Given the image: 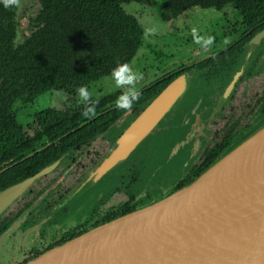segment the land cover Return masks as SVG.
<instances>
[{
  "label": "flooded vegetation",
  "instance_id": "af4514ba",
  "mask_svg": "<svg viewBox=\"0 0 264 264\" xmlns=\"http://www.w3.org/2000/svg\"><path fill=\"white\" fill-rule=\"evenodd\" d=\"M211 1L192 6L183 5L180 0H131L120 4L124 13L136 19L142 30L140 45L127 65L134 70L131 72L129 69V72L137 77L134 86H118L117 90L106 94L101 95L102 92L98 91L96 95H92L90 89L93 85L103 83L102 81L116 82L113 74L98 77L83 88L89 93L87 105L81 102L78 92L69 94L60 90H48L46 92L64 93L70 105L64 109L44 108L32 114L28 110L29 105L46 92L34 98L25 95L6 101L0 91L2 135L4 136L5 127L8 125L4 121V110L7 111L9 119L19 125L26 137L35 136L37 130L42 133L41 140L26 149L22 159L12 163L8 161L2 164L5 161L3 140V145L0 144V174L48 149L58 152L51 161L35 170L33 175L51 165L49 172L41 176L16 206L1 218L0 234L27 213L19 223L17 231L5 243L6 248H1L0 264H25L90 228L135 210L144 200L163 195L160 187L148 191L139 190L138 181L145 168L144 161L139 162L136 159L126 174L119 177L115 187L95 204L84 220L75 224L65 221V215L69 213V205L64 204L66 196L119 136H106L109 127L104 131L103 128L99 129L101 122L98 120L101 117L115 113L112 120L114 123L125 114H140L152 99L181 76L187 75L190 80L201 83L210 98L212 109L216 107V111L214 110L211 118L208 115L204 126L195 132L200 136L199 140H202L200 154L193 161L181 185L198 174L209 161L220 154L222 148L238 142L264 121V17L255 16L256 19H252L254 15H249L247 18L229 0H216V4L210 3ZM129 3L137 4L139 10L131 8L128 10L130 13H127L125 5ZM194 8L202 10L209 19L222 18L223 23L215 24L214 19L206 32V28L192 29L179 36L180 28L193 15L191 10ZM42 9L43 0H10L8 3L0 0V49L10 43L14 46L25 43L39 28L44 27ZM155 16L161 23L168 25L165 34L174 37L175 42L164 44L149 35L145 20ZM209 38L212 40L211 44L208 43ZM152 48L153 51L163 49L160 67L152 72L147 69L139 72L135 69L136 65L144 55L152 53ZM139 51V59L133 65ZM3 79L4 76L0 75V85L3 84ZM130 87H134L138 93L136 101L131 110L119 108V98ZM100 100H105V104L99 105ZM93 105L94 110L88 116L83 114L73 125L67 126L52 138L43 134L36 121V114L48 110L67 113L91 108ZM20 113L25 114L26 122H23ZM96 123L98 128L87 133L88 136L76 134L77 131ZM196 135L193 139L191 135L190 143L193 145L199 142ZM18 145L20 146L19 142ZM2 185L4 180L0 178V187ZM34 228L36 231L28 234Z\"/></svg>",
  "mask_w": 264,
  "mask_h": 264
},
{
  "label": "water",
  "instance_id": "95a60500",
  "mask_svg": "<svg viewBox=\"0 0 264 264\" xmlns=\"http://www.w3.org/2000/svg\"><path fill=\"white\" fill-rule=\"evenodd\" d=\"M198 83L181 76L140 114H125L108 128L106 136H119L66 196L67 223L85 219L135 163L142 144L167 118L173 120L169 135L180 129L183 133L175 151L188 149L190 163L197 159L202 140L195 132L204 126L208 115L213 116L216 107L212 109L201 85L205 97L198 95L187 109H179ZM191 135L192 139L196 135L197 145L190 143ZM148 150L152 152L153 147L144 151L146 168L157 158ZM51 168L1 190L0 219ZM162 170L157 163L146 170L151 174L143 173L138 187L148 191L158 186L163 195L144 200L135 210L90 228L25 264H264V121L183 185L182 180H169L167 171L164 174ZM26 215L0 234V251ZM34 231L36 228L28 234Z\"/></svg>",
  "mask_w": 264,
  "mask_h": 264
},
{
  "label": "trees",
  "instance_id": "16d2710c",
  "mask_svg": "<svg viewBox=\"0 0 264 264\" xmlns=\"http://www.w3.org/2000/svg\"><path fill=\"white\" fill-rule=\"evenodd\" d=\"M9 1L6 0V3ZM130 1L43 0L44 27L39 28L25 43L18 46L10 43L0 49V75L4 76L0 91L6 101L25 95L34 98L48 90L75 94L78 89L86 87L98 77L113 74L119 66H127L142 37L137 20L126 15L120 6L121 3ZM180 1L183 5L192 6L205 4L207 0ZM229 2L245 13L247 18L249 15H254L252 19H256L255 16L264 17V0ZM210 3L217 2L212 0ZM104 102L105 100H100L98 104L103 105ZM84 111L85 109L64 113L48 110L36 114V121L43 134L52 138L78 121ZM3 114L4 121L8 124L4 136L0 132V144L3 145L4 140L5 146V161L2 164H5L22 159L25 150L41 140L42 133L37 130L35 136L28 138L19 125L9 119L6 110ZM114 114L101 117L98 120L101 122L99 129L103 128L104 131L110 127L116 116ZM95 128H98L97 123L77 131L76 134L88 136L87 133ZM57 154V151L48 149L0 174V178L4 180L0 189L31 177L35 170L51 161Z\"/></svg>",
  "mask_w": 264,
  "mask_h": 264
},
{
  "label": "rangeland",
  "instance_id": "374dc122",
  "mask_svg": "<svg viewBox=\"0 0 264 264\" xmlns=\"http://www.w3.org/2000/svg\"><path fill=\"white\" fill-rule=\"evenodd\" d=\"M138 5L135 3H129L126 4V12H128L129 9L134 8V10H139ZM191 11H193V15L188 17L185 20V25L180 28L179 30V36L188 30H201L205 29V32L207 31V27L211 26V22L215 20V24H222L223 20L222 18H211L209 19L208 16L202 12V10L198 8H194ZM146 21V26L148 28L149 35L151 37H156L158 42L164 43V44H170L172 42H175L176 39L170 35H166L165 32L168 28V25H165L161 23L158 18L155 16L154 18H151L150 20H145ZM172 46V45H171ZM163 51L162 48L159 50L153 51L152 48V53L144 55L143 59L139 61V63L136 65L135 69L138 70L139 72H143L144 69H147L149 72L155 71L160 67V57H161V52ZM141 52L142 48H141ZM140 51L135 57V60L133 61V65L137 63V58L139 59V54L141 53ZM166 56V55H165ZM175 57V52L174 55ZM131 72L134 70L132 67L129 68ZM128 69V70H129ZM103 83H99L98 85H93L92 88L90 89V94L96 95L97 92L101 91L102 94H106L110 91L117 90L119 87L117 86L116 82H111L110 81H102ZM198 85V86H197ZM190 92L189 96L186 97V100L181 103V107L179 109V112L184 111L189 107V102L195 101V97L200 95H204V91H202L201 88V83H198ZM99 94V93H98ZM70 105V101L67 99L66 95L61 92H46L40 96H38L34 103L29 105L28 110H30L31 114L38 111L42 110L44 108H58V109H64L67 108ZM23 122H26V117L24 113H20ZM19 119V118H18ZM171 119H166L164 122L161 123V125L156 128L153 133L150 135V137L145 140V142L142 144L141 148L139 149L141 153L139 157H136L138 161H144L143 166H144V174H151L149 172L155 164H160L163 166V169L161 172L164 174L167 171V175H169V180H177L181 181L187 172L189 171L190 166L192 165L191 158L192 155L188 152V149H181L180 151H175L176 150V142H179V140L182 137V129L180 131H176L173 134L169 135V131L171 128L172 124ZM117 134L115 133L110 134V137H115ZM153 151L150 152L148 150L149 155H156L157 158L154 160V163H149L146 168V161L144 160L143 156L147 152H144L146 148H152ZM149 170V171H146ZM141 178H139V181ZM138 181V182H139ZM158 187V186H155Z\"/></svg>",
  "mask_w": 264,
  "mask_h": 264
},
{
  "label": "clouds",
  "instance_id": "9594fccd",
  "mask_svg": "<svg viewBox=\"0 0 264 264\" xmlns=\"http://www.w3.org/2000/svg\"><path fill=\"white\" fill-rule=\"evenodd\" d=\"M211 42L212 40L211 38H209L208 43L211 44ZM113 77L116 81L117 86L120 87L124 85L134 86V81L137 78L135 74L129 72L127 66H119L113 72ZM77 91L80 96L81 102L87 105L89 103V93L83 88L78 89ZM130 97L131 100L129 99ZM137 97H138V93L134 90V87H130L127 93H125L119 98L118 107L122 109L131 110L132 105L136 101ZM93 110H94V106L93 108H86L83 114L85 116H88Z\"/></svg>",
  "mask_w": 264,
  "mask_h": 264
}]
</instances>
